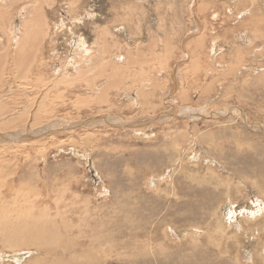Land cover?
Segmentation results:
<instances>
[{
    "label": "rangeland",
    "instance_id": "1",
    "mask_svg": "<svg viewBox=\"0 0 264 264\" xmlns=\"http://www.w3.org/2000/svg\"><path fill=\"white\" fill-rule=\"evenodd\" d=\"M0 10L5 28L35 11L49 25L28 71L13 57L3 66L0 124L25 106L14 130L32 127L38 106V125L202 111L0 144V264H264V0H0ZM7 36L0 28V52ZM89 65V78L72 79Z\"/></svg>",
    "mask_w": 264,
    "mask_h": 264
},
{
    "label": "bare ground",
    "instance_id": "2",
    "mask_svg": "<svg viewBox=\"0 0 264 264\" xmlns=\"http://www.w3.org/2000/svg\"><path fill=\"white\" fill-rule=\"evenodd\" d=\"M75 2V1H74ZM40 4V3H39ZM76 4V3H75ZM74 4V5H75ZM36 9V8H35ZM40 9V8H39ZM10 12V11H9ZM42 12V11H41ZM93 14V13H92ZM3 15H4V11L3 10H0V28L3 29L4 33L6 34V36L8 37L9 39V42L6 44L5 48L3 49V51L0 52V79H1V76H2V70H3V66L6 62V60H8L9 58L12 59L13 57V62H14V65L18 68V71L21 73V74H24L25 72V69L28 71V68L31 66L32 63L35 62V58H36V53L39 49V44L40 42H42V36H43V33L44 34H48L49 31V25L47 23L46 20L44 19H40V18H44L45 15H44V12L40 13V14H37V12L35 11L34 13L31 14V17L27 20L25 19H21L23 20V23H15L13 25H9V27L5 28V21L3 20ZM6 18V17H5ZM12 18V17H11ZM15 19V18H14ZM74 19V18H73ZM77 17H76V21H77ZM11 23L13 22L12 20H10ZM82 21V20H81ZM9 22V21H8ZM18 22V21H17ZM9 23V24H11ZM54 25H57V24H54ZM8 26V25H7ZM43 26L45 27V31L43 30ZM48 26V28H47ZM63 27V26H62ZM51 29V28H50ZM68 29V28H67ZM52 30V29H51ZM50 30V31H51ZM71 30V29H70ZM198 30V29H197ZM72 31V30H71ZM70 31V32H71ZM7 32V33H6ZM60 32V31H59ZM54 33V32H53ZM17 34V35H16ZM42 35V36H41ZM74 36H78V35H75L73 34ZM50 36V35H49ZM72 37V36H71ZM44 39V38H43ZM76 39V38H75ZM74 39V40H75ZM104 39V38H103ZM7 40V39H6ZM44 41V40H43ZM51 41V40H50ZM84 41V40H83ZM100 41V40H99ZM55 42V41H54ZM53 42V43H54ZM73 42V41H72ZM70 43V42H69ZM105 44V43H104ZM70 45V44H69ZM1 46V45H0ZM76 46V45H75ZM74 46V47H75ZM106 46V45H105ZM73 47V49H74ZM108 47V46H107ZM1 48V47H0ZM41 48V46H40ZM78 48V47H77ZM86 48V47H85ZM84 48V49H85ZM212 48V46H211ZM79 49V48H78ZM214 49V48H213ZM212 49V51H213ZM70 50V49H69ZM79 51V50H78ZM39 52V51H38ZM56 52V51H55ZM53 52V53H55ZM60 52V51H59ZM81 52V50H80ZM85 52V51H84ZM82 53V52H81ZM91 53V52H90ZM105 50H101L100 51V58L101 56H103L105 54ZM109 53V52H108ZM86 54H89L86 53ZM71 55V54H70ZM83 55V53H82ZM53 56V55H52ZM59 57V56H57ZM81 57V56H80ZM84 57V56H83ZM90 57V56H89ZM94 57V56H93ZM92 57V59H93ZM113 57V56H112ZM53 58V57H52ZM42 59V58H41ZM79 59V57H78ZM99 59V58H98ZM97 59V60H98ZM102 59H105V56L104 58ZM63 61V60H62ZM66 61V59H65ZM103 61V60H102ZM80 62V61H79ZM94 62V61H93ZM100 62V61H99ZM107 62V61H106ZM68 62H66L67 64ZM91 63V62H90ZM37 64V63H36ZM40 64V62H39ZM72 64V63H71ZM102 64V63H101ZM108 64V63H107ZM42 65V63H41ZM106 65V64H105ZM111 65V64H110ZM61 66V65H60ZM65 66V64H64ZM72 66V65H71ZM75 66V65H74ZM85 66V64H84ZM53 67H56V66H53ZM63 67V66H62ZM67 67V66H65ZM83 67V66H82ZM100 67V66H99ZM104 68V66H102ZM110 67V66H109ZM112 67V66H111ZM110 67V68H111ZM32 68V67H31ZM30 69V68H29ZM72 69H74L72 67ZM92 69L93 67L92 66H88L86 68H84L83 70H81L78 75L75 77V78H72L74 81H76L75 79L77 78H87L90 73L92 72ZM105 69V68H104ZM54 70V69H53ZM64 70V68H63ZM62 70V71H63ZM67 70V69H66ZM70 70V69H68ZM106 70V69H105ZM113 70V69H112ZM17 71V72H18ZM55 71V70H54ZM67 72V71H65ZM94 72H96L94 70ZM31 73V72H30ZM52 73V72H51ZM59 73V72H58ZM107 73V71H106ZM111 73V72H110ZM116 73V72H115ZM6 75V74H5ZM18 75V73H17ZM56 75V74H55ZM60 75V73H59ZM93 75V74H92ZM117 75V74H116ZM19 76V75H18ZM44 76V75H43ZM61 76V75H60ZM105 76V74H104ZM114 76V75H113ZM56 77V76H55ZM59 77V76H58ZM54 81L52 80L51 84L53 86H55L56 84H60L62 83L63 80L62 78H59ZM102 77V76H101ZM89 78V77H88ZM27 79V78H26ZM116 79V78H114ZM118 79V78H117ZM25 80V79H24ZM29 80V78H28ZM80 81V80H79ZM90 81V80H89ZM42 82V80H41ZM88 82V81H87ZM116 82V81H115ZM76 83V82H75ZM82 83V81H81ZM145 83V82H144ZM92 84V83H91ZM94 84V83H93ZM87 85H89L87 83ZM96 85V84H95ZM70 86V85H69ZM100 86V85H99ZM144 86V85H143ZM177 86V85H176ZM103 87V86H102ZM9 89V88H8ZM67 89V88H66ZM88 89V88H87ZM101 89V88H100ZM103 90V89H102ZM1 91V90H0ZM68 91V90H67ZM94 91V90H93ZM31 92V91H30ZM126 92V91H125ZM170 92V91H169ZM143 93V92H142ZM171 95V94H170ZM144 96V95H143ZM3 97V96H2ZM182 99V98H181ZM1 100V99H0ZM30 100V99H28ZM83 100V99H82ZM89 100V99H88ZM25 101V100H24ZM87 101V99H86ZM103 101V100H102ZM5 101H3L4 103ZM30 102V101H29ZM136 102V101H135ZM174 102V101H173ZM1 103V102H0ZM169 103V102H168ZM5 104V103H4ZM4 104H0V115L3 116L2 112H3V108L5 107ZM167 105V104H166ZM16 106V105H15ZM29 106L30 103H29ZM171 108L165 112V114H161V115H144V116H140L138 118H135L133 120H121L117 117H112V116H109V115H105V114H102V115H99V116H92V118L88 117L86 119H83V120H79V121H71V122H67L64 120V122L62 121H59V120H54L53 122H49L47 124H43V125H38L39 121L37 119V115L41 114L42 112L45 111V109L43 108V106H38L36 108H34L35 112H34V118H33V123H32V127L29 126V125H24L22 126L20 129H17V130H14L15 127L22 123V122H25V119H26V115H27V110L26 111V108L27 106H25L26 108H24L25 110H23L22 108L20 109H17L16 111H12V113H14L15 115H7L8 118H6V122H3L0 124V144H5V145H8V144H13V143H16V144H19V143H23L25 141H30V140H34V139H38V138H41L43 136H45V134L47 133H51L52 130H72L75 129L74 127H81V125L83 126H92V125H99V124H113L114 122L116 123L117 121L119 122L118 123V126H123L124 127H128L130 128L131 130L134 129L135 130H140L139 128H141L142 126H151L157 122H161V121H166L169 119L168 116H165L166 114H170V115H173V116H170V119L173 118V117H177V116H182V117H186V118H196V116H199V112L201 113L202 111L199 109H193V108H189V107H178L177 105L175 104H171ZM18 107V106H17ZM21 107V106H19ZM14 108V107H13ZM16 109V108H15ZM30 109V108H28ZM204 110V109H203ZM31 111V110H30ZM33 112V111H32ZM29 114V112H28ZM5 116H3L4 118ZM5 120V118H4ZM54 122H56V124H54ZM59 124H63V125H59ZM105 124V125H106ZM58 125V126H57ZM115 125V124H114ZM60 127V129H59ZM95 127V126H93ZM7 128V129H6ZM13 128V129H11ZM8 130V131H7ZM77 130V129H76ZM50 131V132H49ZM137 133V132H136ZM52 134V133H51ZM20 136V135H24L25 137L28 135L27 138L25 139H22L21 140V137L20 139L18 140H15L14 138L17 137V136ZM31 135V136H29ZM24 138V137H23ZM15 144V145H16ZM21 145V144H20ZM16 203V202H15ZM13 203V205L15 204ZM9 204V203H8ZM12 205V204H11ZM6 207V206H5ZM4 208V207H3ZM17 209V208H16ZM260 208H258L257 210H259ZM25 212V211H24ZM20 213V212H19ZM250 213H253V212H250ZM259 213V212H258ZM251 215H254V214H251ZM253 217V216H252ZM263 217V216H262ZM261 217V218H262ZM259 219V218H257ZM256 220V219H255ZM39 225V224H38ZM34 235H36L34 233ZM13 236V235H12ZM20 236V235H19ZM39 237H41L39 235ZM43 237V236H42ZM21 238V237H20ZM34 240H36L38 242V247L40 248H43L41 250H43L44 252V255L45 257L47 255H52L53 253H55V248H51V247H48V241L46 242L45 240H43V238H41L42 240H40L39 238H37L36 236L33 237ZM25 240V239H24ZM35 243V242H34ZM50 244H52L51 242H49ZM55 243V242H54ZM79 244V243H78ZM75 246V245H74ZM78 246V245H77ZM80 247V245H79ZM69 250L68 246L65 247V251L69 252L67 249ZM73 248V247H72ZM76 248V247H75ZM77 249V248H76ZM70 253H69V257L67 258H71L73 256V254H75L72 249H70ZM84 253V252H83ZM49 256V257H50ZM77 256V254H76ZM47 258V257H46ZM76 258V257H75ZM15 259H20V256L19 257H15ZM43 259V258H42ZM1 260V258H0ZM15 260V261H16ZM65 260V259H64ZM44 261V260H43ZM42 261V262H43ZM55 261V260H54ZM57 262V261H56ZM73 262H74V259H73ZM76 263V262H75ZM60 264V263H59ZM67 264V263H66ZM70 264V263H69ZM93 264V262H92Z\"/></svg>",
    "mask_w": 264,
    "mask_h": 264
},
{
    "label": "water",
    "instance_id": "3",
    "mask_svg": "<svg viewBox=\"0 0 264 264\" xmlns=\"http://www.w3.org/2000/svg\"><path fill=\"white\" fill-rule=\"evenodd\" d=\"M29 136H31V135H29ZM20 137H21V140H22V139H25V138H27V137H28V135H27L26 137H25L24 135H20V136L18 135V136H17V137H15L14 139H15V140H18V139H20ZM23 137H24V138H23Z\"/></svg>",
    "mask_w": 264,
    "mask_h": 264
}]
</instances>
